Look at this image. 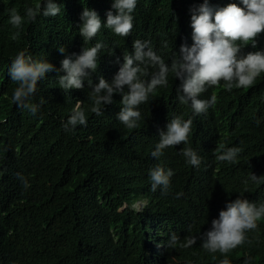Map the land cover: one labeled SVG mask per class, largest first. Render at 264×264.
<instances>
[{"label":"clouds","instance_id":"clouds-1","mask_svg":"<svg viewBox=\"0 0 264 264\" xmlns=\"http://www.w3.org/2000/svg\"><path fill=\"white\" fill-rule=\"evenodd\" d=\"M68 3L36 0L24 6L23 16L12 7L8 23L17 31L11 39L19 38L26 22L56 17ZM181 3L154 12L150 0H73L69 24L79 37L71 42L65 37L48 61L18 51L7 70L16 85L11 101L35 116L45 102H32L38 83L55 71L59 88L69 92L64 131L83 133L96 125L87 114L104 122L103 137L94 140L110 142L138 167L125 179L124 195L131 201L119 212L131 208L142 215L147 232L129 256L145 264H196L173 252L197 243V236L183 238L180 231L190 232L202 217L201 248L220 253L219 264H231L230 252L251 244L254 234L260 243L264 232V0ZM196 120L214 126L213 140L204 148L215 149L217 162L227 167L218 174L217 192L193 199L192 171L184 196L169 197L175 174L169 150L180 151L200 170L201 157L192 147L183 148ZM103 164L112 189H118V174L126 167L108 155ZM16 178L25 190L30 187L21 173ZM159 196L166 197L164 204L155 201ZM181 197L187 220L175 234L168 220L176 215L172 200ZM1 218L6 221V214ZM31 261L36 264L32 255ZM244 264H253V258Z\"/></svg>","mask_w":264,"mask_h":264},{"label":"trees","instance_id":"trees-1","mask_svg":"<svg viewBox=\"0 0 264 264\" xmlns=\"http://www.w3.org/2000/svg\"><path fill=\"white\" fill-rule=\"evenodd\" d=\"M150 1L154 2V12H162L184 0ZM34 3L36 0L0 2V121L6 120L0 131V264H32L31 255L36 264H129L128 258L131 264H145L138 256H129L146 238L144 218L131 208L119 212L125 202L131 201L124 195L125 179L138 167H131L130 158L110 142L94 140L103 137L104 122L87 114L96 125L91 124L83 133L79 129L64 131V111L70 109L66 106L69 92L59 88L55 71L38 83L32 102H45L35 116L11 101L16 85L7 70L18 51L27 49L34 58L48 61L65 43V37L70 42L79 37L78 28L69 24L73 10V0H69L68 7L58 16H38L35 22H26L19 38L12 40L17 30L8 23V10L16 7L23 16L24 6ZM213 131L212 124L193 121L188 144L183 145L192 147L201 157L199 171L186 163L180 151H168L175 173L170 180L173 184L169 197L173 192L184 196L192 171L193 199L217 192L218 174L227 165L217 162L215 149L204 148L213 140ZM106 155L126 167L118 174V189H112L109 183L103 164ZM17 173L28 178V189L17 180ZM155 201L164 204L166 197L159 196ZM172 202L176 215L168 220V227L176 234L187 220L188 205L182 197ZM5 214L6 221L1 218ZM205 228L199 217L190 232L188 228L181 230L183 238L197 236V243L188 249L177 246L173 256L196 259V264H219L224 258L220 253L211 254L201 248L199 234ZM250 238L251 244L228 254L231 264H244L248 257L253 258V264H264V232L260 243L256 234ZM107 252L115 256L109 258Z\"/></svg>","mask_w":264,"mask_h":264}]
</instances>
